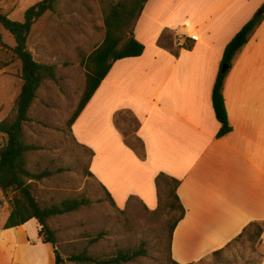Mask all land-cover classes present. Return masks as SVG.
I'll return each instance as SVG.
<instances>
[{
    "label": "crops",
    "instance_id": "obj_1",
    "mask_svg": "<svg viewBox=\"0 0 264 264\" xmlns=\"http://www.w3.org/2000/svg\"><path fill=\"white\" fill-rule=\"evenodd\" d=\"M264 0H147L134 28L138 57L115 61L71 126L91 151L89 173L119 209L136 198L157 210L155 177L179 180L184 215L170 240L171 260L197 263L224 249L251 222H264ZM256 14L262 16L234 55L223 83L231 131L220 128L212 89L225 46ZM177 55L160 46L163 34ZM193 40L184 49V40ZM136 121L145 158L115 122ZM35 221V220H30ZM28 222V223H29ZM258 245L264 264V230Z\"/></svg>",
    "mask_w": 264,
    "mask_h": 264
},
{
    "label": "rangeland",
    "instance_id": "obj_2",
    "mask_svg": "<svg viewBox=\"0 0 264 264\" xmlns=\"http://www.w3.org/2000/svg\"><path fill=\"white\" fill-rule=\"evenodd\" d=\"M41 0H0V13L22 21L26 9ZM104 15L97 0H59L54 13L46 12L27 39L34 59L55 65L56 80H46L37 91L24 126L25 141L35 145L27 158L33 174L48 171L47 177L32 182L33 194L41 204L68 198H85L88 205L48 221L55 230L63 256L87 247L94 256H108L117 249L135 248L145 242L146 255L126 264H173L169 255L170 227L177 210L158 207L147 211L136 198L117 208L89 173L91 151L77 143L66 122L76 108L85 83L81 56L88 55L104 38ZM1 42L12 47V36L0 28ZM173 40L172 35L167 38ZM0 121L12 118L19 94L21 64L0 46ZM117 126L131 136L136 129L131 115H118ZM130 132V133H129ZM129 136L127 142L129 143ZM5 136L0 134V146ZM162 203H165L164 199ZM10 208L0 192V264H54L52 248L38 236L39 226L31 221L3 230ZM103 233L94 244L91 237ZM258 241H233L220 254L193 264H257L261 257ZM70 264V263H66Z\"/></svg>",
    "mask_w": 264,
    "mask_h": 264
},
{
    "label": "trees",
    "instance_id": "obj_3",
    "mask_svg": "<svg viewBox=\"0 0 264 264\" xmlns=\"http://www.w3.org/2000/svg\"><path fill=\"white\" fill-rule=\"evenodd\" d=\"M97 1L104 15V38L88 55L81 56L80 64L85 70V83L76 108L66 122L70 131L72 124L97 90L112 64L120 59L138 57L144 50V46L134 38V28L147 0ZM58 2L59 0H41L35 3L26 9L22 21L11 20L6 14L0 13V28L8 32L14 41L12 47H7L1 42L0 35V46L3 49H8L14 59L20 62V79L22 81L19 94L14 102L12 118L0 121V134L5 136L4 144L0 146V192L10 208L3 230L18 228L27 224L30 220H35L39 226L38 236L42 238L44 244H49L52 248L54 264H126L134 262L137 258L146 255L145 242H141L135 248L117 249L108 256H94L89 253L87 247L63 256L58 249L55 230L48 225V221L51 218L77 211L80 207L88 205L89 202L85 198L74 197L63 199L60 202L41 204L33 194L31 181L41 180L50 173L43 171L39 174H33L28 170V154L36 150L37 147L25 141L24 126L29 121L28 112L36 99L40 86L46 80H56V67L53 64L36 61L27 47V39L32 26L46 12L54 13ZM260 10L264 11V4ZM261 20L262 16L258 14L253 16L224 48L220 70L215 79L211 95L215 118L220 124L217 137H222L231 131L222 92L227 69L234 55L248 41ZM169 40L170 38H167L165 32L158 43L176 56L177 51L169 45ZM192 46L193 40L186 38L182 48L189 50ZM222 66H226L225 71L221 70ZM4 67L5 64L0 61V70ZM118 115H131L134 122H136L129 111L118 112L115 116V122ZM130 132L131 136L125 132L122 133L126 138L129 136V146L140 158L144 159L143 142L135 136V130ZM179 183V180L164 173H159L155 177L158 207L165 205L170 210H177L178 213L170 227L169 247L174 227L182 219L185 212L176 192ZM104 191L106 192V190ZM106 194L115 205L110 195L107 192ZM130 199H133V197ZM163 199L165 203H162ZM263 230L264 222H251L233 241L246 238L249 242L254 243L260 240ZM103 235V233H99L95 237L89 238L88 244L98 242ZM222 250H217L211 255L216 256ZM172 263L178 264L174 261Z\"/></svg>",
    "mask_w": 264,
    "mask_h": 264
},
{
    "label": "water",
    "instance_id": "obj_4",
    "mask_svg": "<svg viewBox=\"0 0 264 264\" xmlns=\"http://www.w3.org/2000/svg\"><path fill=\"white\" fill-rule=\"evenodd\" d=\"M225 69H226V66H222V69L221 70L222 71H225Z\"/></svg>",
    "mask_w": 264,
    "mask_h": 264
}]
</instances>
